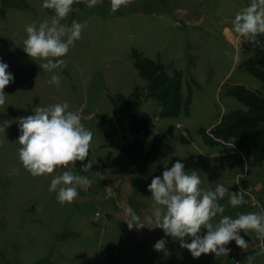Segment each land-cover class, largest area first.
<instances>
[{"label": "rangeland", "instance_id": "rangeland-1", "mask_svg": "<svg viewBox=\"0 0 264 264\" xmlns=\"http://www.w3.org/2000/svg\"><path fill=\"white\" fill-rule=\"evenodd\" d=\"M42 3L0 0V62L14 77L0 107V126L10 123L0 131V264H246L247 256L260 250L254 232L241 231L249 248L237 262L214 253L193 258L162 229L129 230L124 209L130 206L142 222L151 215L148 185L177 160L185 171H198L203 190L223 184L230 193L246 191L245 203L235 208L226 193L219 201L223 215L236 218L264 207V160L213 133L223 114L244 107L228 94L232 88L243 86L264 98V35L254 45L232 30L235 14L250 0H133L115 13L110 0L92 8L81 2L62 23L76 20L87 26L62 57L66 65L52 72L23 50L25 26L54 14ZM134 50L163 63L169 76L178 70L176 113H163L167 105L145 96L150 84L134 65ZM53 74L61 77L58 87L48 83ZM136 87L143 94L139 108L147 127L113 131L107 119L119 112L111 97L126 96ZM64 102L93 133L89 156L72 168L92 185L61 205L48 191L51 177L34 178L22 167L17 140L19 118L33 115L38 106ZM90 160L93 166L85 171ZM12 168L19 174L9 175ZM206 232L201 229L200 235ZM160 239L166 240V252L154 250ZM253 264H264V255Z\"/></svg>", "mask_w": 264, "mask_h": 264}, {"label": "clouds", "instance_id": "clouds-1", "mask_svg": "<svg viewBox=\"0 0 264 264\" xmlns=\"http://www.w3.org/2000/svg\"><path fill=\"white\" fill-rule=\"evenodd\" d=\"M85 3L87 7L96 6L100 0H43L42 8L52 10L50 18L38 25L30 23L25 26L26 38L23 40L24 52L34 61H43L39 66L45 72L62 68L66 56L74 43L81 39L86 22L73 20L71 25L62 21L78 8L74 5ZM133 0H110V10L115 13L121 7H127ZM232 30L244 40L259 45V36L264 35V0H250V4L238 11L232 21ZM8 65L0 62V107H4L7 95L4 92L14 77L7 71ZM61 77L53 74L48 83L59 86ZM67 102L38 106L33 115L19 118L20 135L18 158L22 167L34 178L51 177L48 191L56 193L57 201L71 204L78 196V189L87 191L92 181L75 174L72 168L77 161H85L93 139V133L81 122L79 112L70 111ZM6 121L0 126L5 131L9 125ZM92 161L83 166L85 171L92 168ZM247 164L245 165V168ZM61 169H67L59 171ZM19 174V169L12 168L9 175ZM202 180L198 171H185V165L177 160L170 169L156 176L148 185L151 193L152 213L140 217L130 206L125 207L127 217L124 221L128 229H162L165 236L180 242V247L187 249L193 258L202 254L214 253L216 256H228L231 249L226 247L231 241L243 251L249 243L241 236L254 232L261 242L260 250L246 258V264H253L256 257L264 255V209L260 212L238 213L236 218L223 215L225 207L219 203L226 193H230L223 184L214 190L201 189ZM239 184V181L237 182ZM112 195V192H109ZM246 191L229 194L228 203L237 207L245 203ZM221 216L218 222L214 218ZM201 229H207L201 236ZM187 238L190 243L185 242ZM154 250L166 252V240L160 239Z\"/></svg>", "mask_w": 264, "mask_h": 264}, {"label": "trees", "instance_id": "trees-1", "mask_svg": "<svg viewBox=\"0 0 264 264\" xmlns=\"http://www.w3.org/2000/svg\"><path fill=\"white\" fill-rule=\"evenodd\" d=\"M135 67L139 75L149 84L148 95L156 96L161 105L165 104V114H174L180 107V73L176 70L171 76L165 71L163 63L150 59L134 50ZM161 92L157 95L161 88ZM136 87L128 95L118 94L111 101L119 112L116 118H108L113 131H132L147 127L148 118L140 110L142 93ZM243 103L244 107L231 109L221 116L219 124L213 130L214 135L233 144L257 159L264 160V98L255 91L236 86L228 91ZM214 140V138H209Z\"/></svg>", "mask_w": 264, "mask_h": 264}, {"label": "built area", "instance_id": "built-area-1", "mask_svg": "<svg viewBox=\"0 0 264 264\" xmlns=\"http://www.w3.org/2000/svg\"><path fill=\"white\" fill-rule=\"evenodd\" d=\"M264 209V207H260V210ZM229 249H231V251L229 252V258L231 260H234V261H238L240 259V257L242 256V252L243 250H241L237 245L236 243H231L228 247Z\"/></svg>", "mask_w": 264, "mask_h": 264}]
</instances>
